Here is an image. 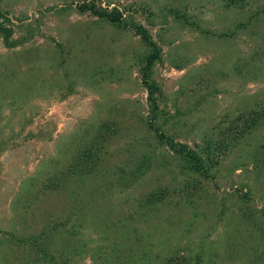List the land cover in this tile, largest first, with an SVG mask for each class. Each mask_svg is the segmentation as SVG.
<instances>
[{
    "label": "rangeland",
    "instance_id": "rangeland-1",
    "mask_svg": "<svg viewBox=\"0 0 264 264\" xmlns=\"http://www.w3.org/2000/svg\"><path fill=\"white\" fill-rule=\"evenodd\" d=\"M115 9L117 21L96 14ZM0 12L17 43L0 34V264H264V0H0ZM159 133L209 164L210 147V176Z\"/></svg>",
    "mask_w": 264,
    "mask_h": 264
},
{
    "label": "trees",
    "instance_id": "trees-1",
    "mask_svg": "<svg viewBox=\"0 0 264 264\" xmlns=\"http://www.w3.org/2000/svg\"><path fill=\"white\" fill-rule=\"evenodd\" d=\"M225 1L228 3V6L241 5L243 7V6H245L246 2H248L250 0H225ZM84 6L87 7V3H85ZM91 9H95V4L91 7ZM106 12L107 11H104V12L103 11H96V14H99L100 17H104V16H106V18L110 17V18H112V21H117L121 17L120 16L121 14L119 13L118 9H115V13L117 16L106 14ZM2 15L3 14L0 12V18L2 17ZM137 29L140 32V34L142 35L143 40L148 42L150 45H153V42H152L151 38L149 37L148 31L146 29H144L142 26H139ZM0 34L3 35L4 41L8 45V47L12 48V47H15L17 45L16 42L10 41L11 37L13 35V30L11 28L6 27V25L4 23H1V22H0ZM160 52H161L160 50L154 49V53L147 57V65L145 67V70H146L145 71V80L146 81H147L148 74H149L148 71H150L154 60L159 59ZM149 88L151 90L152 87L150 86ZM150 99L155 102L153 90L150 91ZM156 108H157V105H156ZM258 120H259V117H258ZM252 122H254V121H252ZM257 125H258L257 122L255 125L254 124L249 125L247 128H243V129L239 130L238 134H241L240 136H244L246 133H249V131L252 130L253 128H255ZM100 137L101 136L95 135L94 139H93L94 140L93 145L90 146L89 148H87L84 152V158L86 159L85 162L87 165L85 168V171L87 170L88 172H90V171L93 172L94 170H96L99 167V161L96 162L95 159H97L96 155L98 154V149H97L98 145L101 144L100 139H99ZM158 139L162 145H167L170 148V150L175 152V154L182 161L183 168L187 169L191 172L194 171V172L200 173L201 175L208 178L210 176L211 169L218 164V161L214 160L215 154L213 153V151L211 150L210 147L203 150V153L207 154V157H208L209 161L211 162V164H209L205 159L202 158V156L200 155V152L195 151L188 144L176 142V140L173 137H168V136L164 135L163 133H159ZM210 157H212V158H210ZM91 164H93V166L96 169H94L93 167L89 168L88 165H91ZM142 171H143V167H140L138 172H142ZM163 196H164V192L157 193V194H151L147 198V202L150 204H158L163 200ZM166 264H183V263H178L177 261L171 259Z\"/></svg>",
    "mask_w": 264,
    "mask_h": 264
}]
</instances>
